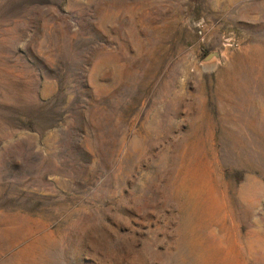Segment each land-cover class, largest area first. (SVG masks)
<instances>
[{"label": "rangeland", "instance_id": "374dc122", "mask_svg": "<svg viewBox=\"0 0 264 264\" xmlns=\"http://www.w3.org/2000/svg\"><path fill=\"white\" fill-rule=\"evenodd\" d=\"M0 264H264V0H0Z\"/></svg>", "mask_w": 264, "mask_h": 264}, {"label": "water", "instance_id": "95a60500", "mask_svg": "<svg viewBox=\"0 0 264 264\" xmlns=\"http://www.w3.org/2000/svg\"><path fill=\"white\" fill-rule=\"evenodd\" d=\"M213 56H218V53L215 52V53H211L210 55L207 56V59H210L212 58Z\"/></svg>", "mask_w": 264, "mask_h": 264}]
</instances>
